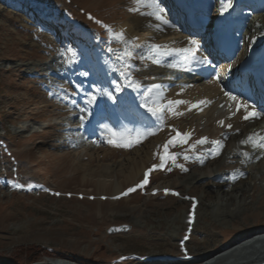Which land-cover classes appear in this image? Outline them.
I'll use <instances>...</instances> for the list:
<instances>
[{
    "label": "rangeland",
    "instance_id": "1",
    "mask_svg": "<svg viewBox=\"0 0 264 264\" xmlns=\"http://www.w3.org/2000/svg\"><path fill=\"white\" fill-rule=\"evenodd\" d=\"M133 6L132 0H0V261L8 264H60L61 261L200 264L245 239L264 233V149L248 147L247 143L244 150L253 153L243 163L240 156L228 158L229 146L239 139L228 136L219 156H207L206 164L195 165L193 169L201 176L208 165L210 170L219 172L218 179L203 183L198 180L200 177L186 180L193 155L212 146L205 143L193 150L189 145L201 137L220 140L226 136L222 126L214 128L217 123L205 127V123L198 122L191 130H184L176 126L177 121L168 122L163 128L164 136L150 146L145 169L130 179L118 174L122 178L121 192L134 187L143 179L147 168L160 163L157 153H162L163 145L176 134L173 127L181 133H191L186 144L177 142L169 146L170 152L180 153L177 163L184 164L188 171L180 173V168L169 160L163 170L156 169L150 174L148 185L124 196L121 192L113 196L112 183L98 187L94 177L84 175V167L78 165L88 164L95 175L104 164L127 158L134 147L154 137L147 136L131 148L104 143L100 127L92 131L88 128L99 116H90L81 128L79 109L56 94L49 95L59 93L61 87L76 92V84L81 82L89 88L93 82L119 79L116 73L109 75L110 65L118 63L119 53H109L107 49L122 50L123 45L95 20L89 19L88 14L117 31V23L129 16ZM26 11L37 16L27 18ZM45 22L50 25L47 30L42 26ZM260 25L264 29V24ZM244 33L249 37L238 58L258 52L264 39L256 20L247 25ZM141 45L145 47L137 49L133 57V75L146 86L165 70L163 64L147 59V46ZM65 46L78 49L81 55L78 63L64 64L60 50ZM140 55L145 59H139ZM81 71H89L90 75L79 76ZM116 95V101L103 98V105L95 108V112L101 113L111 105L120 106L131 96L141 105L140 97L131 89ZM74 98L83 104L79 95ZM165 117L169 120L170 113L166 112ZM130 123V120L124 121L122 125L131 128ZM254 130H259L257 135L262 132L258 124L250 125L246 132ZM94 131L97 134L91 135ZM91 151L95 154L92 157L88 153ZM185 152L191 158L185 160ZM168 168L172 170L169 172ZM237 168L245 177L235 185L245 188L244 195L236 190L229 194L231 198L221 193L204 196L206 185L210 188L216 183L222 191ZM9 180L42 187L17 189ZM163 181L169 182L167 193L160 186ZM177 183L183 185L181 191ZM190 185L198 189L189 191ZM56 192L61 194L54 195ZM120 224L130 227L125 232L107 233L110 226ZM185 249L188 256L184 255ZM34 250L39 253L32 260ZM263 255L264 243L239 251L230 260L212 264H250Z\"/></svg>",
    "mask_w": 264,
    "mask_h": 264
},
{
    "label": "bare ground",
    "instance_id": "2",
    "mask_svg": "<svg viewBox=\"0 0 264 264\" xmlns=\"http://www.w3.org/2000/svg\"><path fill=\"white\" fill-rule=\"evenodd\" d=\"M162 7L165 8V13H164L165 18L169 19L171 23L176 26L175 28L170 27L168 25H163L160 21H157L153 16L140 15L139 12H131L125 20H122L117 23V31L123 29L129 38L135 37L136 43L139 44L144 43L146 46L150 44H160V45H167L168 47L182 48L187 46L186 38L188 36H192L200 43V49L198 50V55L199 54L207 55L212 61L217 60L212 52L213 49L212 42L214 41L212 32L214 31L211 30L209 32L205 31L203 32L204 33L203 36L200 37L197 34V32L189 31L187 26H185L179 19L180 15L175 13L171 7H168L163 3H162ZM219 7H217V9H219ZM141 11L147 12L150 10L147 9L146 7H141ZM261 13H260L261 15L260 18H257L255 20L257 21L259 30L264 33V29H261L262 25H260V23L264 24L263 23L264 14ZM25 16L27 18L33 19L37 15L35 12L31 13L30 11H26ZM213 18L215 22L214 24L211 25L210 28L212 29L214 28L215 30H217L221 28L222 25L228 21V19L231 18V15L227 13H223L219 15L214 14ZM260 20L261 22H259ZM158 23L161 24L160 29H157L155 27V25ZM42 26L45 28V30H47V27H50L49 23L47 22H45V25ZM207 32L209 35H207ZM238 54L241 56V52L239 53V50L237 55ZM186 55H187L186 53H173L171 56L163 57L164 62L161 64L164 65L163 67L165 73L161 74L155 80L148 81L146 83V86L151 84H158L165 86L164 88L165 102L166 100L169 99L189 101L190 102L189 104H181L178 105L176 108L177 111L183 114L179 116H174L170 113L169 120H167L164 115L163 126H160V121L156 120L155 117H152L151 114L148 113L145 108L138 105L139 104L137 102L138 100H135V98L131 96V98L126 100L124 103L122 102L121 103L122 105L120 104L121 107H119L118 110L116 109V111L113 112V127L118 129L122 127L121 122L128 120L132 121V123H130V127H131L130 129L133 128L136 129L139 128L140 126L144 127L148 124L151 126V128H159V130L155 132L154 137H150L148 142L143 143L142 146L136 148L134 147L127 158L121 157L120 161L118 162L104 164L102 166V169L98 171L97 174L95 175L92 174L94 169H91V167L88 166V164L78 163V165L81 168L84 167V175H90L94 177V180L98 185V187L99 186L104 187L109 183H112L113 196H116L118 193L121 192L122 178L130 179L131 177L135 176L137 172L140 173L142 170L145 169V165H146L145 161L147 160V158L150 157L149 150L151 144H153L158 137H160L161 135H163V133H165L163 128L167 126V123L168 122L172 123V121L174 120L177 121L176 126L180 127L179 129H184V130H191L192 127L198 122H203L205 123V127H209L210 125L213 126V124L217 119L224 120V125H222L221 129H223L224 131L223 134H226V136H222L220 140L226 141L228 136L231 137V139L232 136H234L233 140L236 137L239 138L238 141H234L232 147L229 146L226 154L227 157L232 158L234 155L240 156L242 158L241 161H244V159L246 158L242 155V153L245 152L246 150H244V144H242L241 141L246 140L250 135L258 133L259 130H254L252 132L247 133L246 129L253 124L259 125V123L261 122L260 121L261 117L264 114L261 115L260 117H253L248 120L243 119V116L245 114L243 108H241L239 111H236L234 108L233 111L229 110L224 112L223 114H220L219 110H221L224 107V105H226L228 102V98L223 95V91L221 90L222 88L221 83L213 79L215 73L212 72L211 69L207 68L206 66L196 67L195 63L193 62L191 66L193 70H187L188 65L183 64ZM263 59H264V49H260L258 52H255L253 54L251 53L249 55L244 56L243 58L242 57L238 58L236 61V67L240 68L247 63L253 62L252 66L255 67L254 71H256V65L262 63ZM173 62L182 63L183 66L179 68L168 67V64ZM201 100L211 101V103L200 105L198 108H191V110H189L190 104H197ZM244 100H247L249 103V98L247 96H243L242 101ZM232 112H235V115H232L231 114ZM103 122H104L103 119L98 118L94 121L93 126L89 125L88 128L90 129V131L96 129L100 130L98 127L100 124H103ZM228 124L232 125L231 129L227 127ZM124 126L128 127L127 124ZM236 129H239V131H236ZM91 134L95 135L97 134V131H94ZM197 140L199 139H196V141ZM106 141L107 138L106 136H104V143ZM211 147L212 146H210L209 148ZM94 149L95 148H93V150ZM93 152L94 151L88 152L90 157L95 155ZM246 152L250 153V155H252L253 153L251 151H246ZM198 153L195 156L193 155L194 158L190 163V167H191L190 174L186 177V180H192L200 177V179L198 180H200V182L203 183L209 179L210 180L211 179L214 180V178L218 179L217 177L219 176V172L210 170L211 168L209 169L208 165H206L205 172H203L201 176L198 175L195 172V170H193L195 165L200 164L198 159H196ZM208 158H212V156L208 155ZM206 161L207 159L205 160L204 164H206ZM138 162L141 163V167H138ZM236 170L239 169L237 168ZM239 171L242 172L241 170ZM179 172L181 173L183 171H181L180 169ZM118 174L119 176H122V178L119 177ZM231 177L232 176H230L226 180L224 189L222 191L218 189L219 185H216L215 183L210 188L209 186L206 185V188L203 190L202 193L206 197L218 196L221 193L222 195H224V197L231 198L229 194L230 193L234 194L236 193V190H238L240 191L241 195H244V193H246L245 188L243 186L235 185V183L238 181L243 182V178L245 176L237 175L235 179H232ZM168 185H169L168 181H163L160 184L162 188H166ZM176 186L177 188H179V191H181L183 188V185L179 183H177ZM221 187L223 188V186ZM197 189H198L197 186L194 185L188 186L189 191H196ZM263 243H264V233H261L252 236L248 239H245L242 242H239L238 244L232 246L231 248L221 252L218 256L209 258L208 260H205L200 264H212L214 262L217 263V262H224L226 260H230L239 251L241 252L243 250L255 247L257 244H263ZM60 264H76V263L69 261H61ZM250 264H264V255L263 258L260 259L259 261L255 263L252 262Z\"/></svg>",
    "mask_w": 264,
    "mask_h": 264
},
{
    "label": "snow or ice",
    "instance_id": "3",
    "mask_svg": "<svg viewBox=\"0 0 264 264\" xmlns=\"http://www.w3.org/2000/svg\"><path fill=\"white\" fill-rule=\"evenodd\" d=\"M132 3L134 6L129 9L131 12H139L140 15L153 16L157 21H160L163 25H168L173 28L176 27L174 24L171 23L169 19L165 18V8L162 7V0H132ZM219 3L220 7L218 11L221 14L225 13L234 6V0H219ZM141 7H146L150 11H141ZM88 15L89 19L95 20V23L100 24L104 29L108 31V33L113 39L118 40L123 45L122 50L114 49L112 47H108L107 49L109 53H119V55H117L116 57V61L118 63L110 65L109 68V75H111V73H116L119 79L112 78L103 82H93L89 86V88H85L83 82H81L76 84V88L78 90L76 92H68L66 89H63L61 87L59 93L50 92L49 95L56 94L58 98L68 101L70 105L75 106L79 109V119L81 128H83L84 123L89 119L90 116H93L94 114L97 116L100 115V113L95 112V108H100L103 105V98H107V100L110 101H116L118 99L116 93L124 92L126 88L136 92V94L141 99L140 106L145 108L147 112L151 114L152 117H155L156 120L160 121V126H163L164 115L166 112L171 113L174 116L182 115L183 113L177 111L176 108L178 105L181 104H189V101L169 99L165 102V86L151 84L145 87L139 80L134 77V64L132 63L133 57L135 56L137 49H142L145 46L136 43L135 37L129 38L123 29H121L120 31H116L112 28L111 25L104 23L99 19H96L90 13ZM155 27L157 29H160L161 24L158 23L155 25ZM186 39L187 46L182 48L168 47L167 45L160 44L148 45L146 48L147 59L151 60L155 64H161L164 62L163 57L165 56H171L173 53H186L187 55L185 56L183 64L188 65L187 70H193V68L191 67L193 62L195 63L196 67L206 66L207 68L211 69V71L215 73L213 79L221 83V90L223 91V95L227 97L230 102L234 103L235 110L239 111L241 108H243L245 113L243 119L248 120L253 117H260L262 113L260 111L255 110V105H250L247 100L242 101L240 96L235 95L232 90L227 89V86L223 84V81L226 79V75H222L221 72L216 70V66L215 64H213L209 56L202 54L198 55L200 43L192 36H188ZM60 54L63 57L64 64L66 66L74 65L78 63L81 59V55L78 49L71 46L63 47L60 50ZM139 59L144 60L145 56L140 55ZM105 63H108V61H105ZM183 64L173 62L169 63L168 67L179 68L182 67ZM231 68L232 65L227 66L228 70H230ZM78 75L86 78L90 75V73L89 71H81L80 73H78ZM77 95L81 97L83 104L78 103V101L74 98ZM98 98H100L99 103ZM207 103H211V101L201 100L197 104H190L189 110H191V108H198L200 105H204ZM231 107L232 105L230 104V110ZM231 114L235 115V112H232ZM217 123L220 125H224V120H219L217 121ZM99 127L101 129V135L106 136L108 144L121 148H131L134 146V144L140 143L143 139L147 138V136L154 135L155 132L159 130V128L130 129L126 126L118 130L108 123L100 124ZM227 127L231 129L232 125L228 124ZM173 130L176 134L172 136L163 145V152L157 153V155H159L160 163L153 164L151 167L147 168L143 173V179L134 187H129L126 191L121 192V196L127 195L130 192H134L137 188H143L145 185H148L150 183V174L156 169L163 170L169 160H171L174 166L180 168L181 171H188L184 164L177 163V156L180 155V153L170 152L169 146H174L177 142H179L180 144H186L191 133H181L179 130L174 129V127ZM236 131H239V129H236ZM249 142L252 143L254 148L259 147L261 149H264V136H258L257 134H253L250 135L246 140L241 141L242 144H247ZM205 143L211 144L212 147L209 149H205L202 153L196 156V159H198L200 164L205 163V160L208 155H211L213 158L219 156L221 150L224 147L222 140H209L207 137H201L199 140L189 145V148L194 150L196 148V145H203ZM183 155L185 160L191 158L187 152L183 153ZM242 155L247 158L250 156V153L245 151L242 153ZM262 155H264V153H262ZM257 159H260V157L258 156ZM241 162L243 163L244 161ZM171 170V168L167 169V171L169 172ZM237 175H244V173L240 172L239 170H234L231 178L235 179ZM8 183L11 184L12 187L17 189L27 187L29 190H32L34 187H42L41 185H34L32 183H28L27 185H25L15 180H9ZM44 190L50 191L47 188H45ZM153 191L155 192L156 189H153ZM164 191L167 193L170 191V189L166 188L164 189ZM60 194L61 193L59 192L54 193V195L57 196H59ZM173 194L179 195V193ZM69 195L71 194L69 193ZM101 198L103 199L105 197ZM111 198L118 199L119 197ZM191 199L194 200L195 198L193 197ZM193 206L195 207V205ZM192 220L193 217L190 215L189 223H191ZM187 238L188 237H185V239ZM184 255L188 256V252L186 249L184 250ZM121 259L125 258L121 257Z\"/></svg>",
    "mask_w": 264,
    "mask_h": 264
},
{
    "label": "water",
    "instance_id": "4",
    "mask_svg": "<svg viewBox=\"0 0 264 264\" xmlns=\"http://www.w3.org/2000/svg\"><path fill=\"white\" fill-rule=\"evenodd\" d=\"M129 225L127 224H120V225H112L107 229V233L113 234L117 232H125L129 229Z\"/></svg>",
    "mask_w": 264,
    "mask_h": 264
},
{
    "label": "trees",
    "instance_id": "5",
    "mask_svg": "<svg viewBox=\"0 0 264 264\" xmlns=\"http://www.w3.org/2000/svg\"><path fill=\"white\" fill-rule=\"evenodd\" d=\"M37 249V248H36ZM38 253H39V251L38 250H34V251H32V256L30 257L32 260H35V258L37 257V255H38ZM0 264H8V263H6V262H2V261H0Z\"/></svg>",
    "mask_w": 264,
    "mask_h": 264
}]
</instances>
